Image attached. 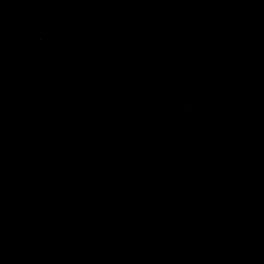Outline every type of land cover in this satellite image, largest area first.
I'll use <instances>...</instances> for the list:
<instances>
[{
    "label": "water",
    "instance_id": "obj_1",
    "mask_svg": "<svg viewBox=\"0 0 264 264\" xmlns=\"http://www.w3.org/2000/svg\"><path fill=\"white\" fill-rule=\"evenodd\" d=\"M0 264H264V0H0Z\"/></svg>",
    "mask_w": 264,
    "mask_h": 264
}]
</instances>
